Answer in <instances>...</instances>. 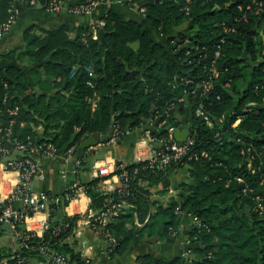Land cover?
<instances>
[{"label": "trees", "instance_id": "obj_1", "mask_svg": "<svg viewBox=\"0 0 264 264\" xmlns=\"http://www.w3.org/2000/svg\"><path fill=\"white\" fill-rule=\"evenodd\" d=\"M14 1L0 0V24ZM144 3L147 18L159 31L167 32L184 21L187 30L162 43L141 21L125 18L113 8L102 24L63 22L52 29L41 28L43 35L36 32V24L28 26L24 53L35 61L30 67L20 62L0 67V121L11 117L8 106L18 104L14 133L43 136L58 146L77 129L73 143L93 131L105 133L112 122L120 136L128 127L140 125L165 136L169 125L187 124L192 150L200 156L175 162L166 170L131 167L129 198L143 220L148 190L141 182L159 179L189 163V178L159 208L165 217L157 218L154 212L143 228L151 234H168L178 205L198 214L203 224L191 230L194 256L164 259L145 254L143 258L147 264H264V208L256 207L254 198L258 194L264 204V0ZM87 64L93 65L94 74ZM35 73L50 79L52 84L44 86L47 92L36 87L42 79L34 81ZM205 81L211 86L204 91ZM198 106L211 115L212 125L197 112ZM99 179L87 186L93 198L100 193ZM108 196L117 200L121 193L115 190ZM58 206L51 204L52 215ZM77 217L64 223L52 219L55 224L41 235L34 233L32 242L49 241L75 263L92 264L81 250L64 242ZM107 228L115 237L108 255L123 253L135 237L134 211H122ZM20 255L0 247V258H7L4 264H18ZM26 256L28 263L33 257L45 260L36 251Z\"/></svg>", "mask_w": 264, "mask_h": 264}, {"label": "crops", "instance_id": "obj_2", "mask_svg": "<svg viewBox=\"0 0 264 264\" xmlns=\"http://www.w3.org/2000/svg\"><path fill=\"white\" fill-rule=\"evenodd\" d=\"M146 1L153 0H137L129 4H124L120 0H100L88 15L73 14L67 11L66 8L57 12L50 11L46 8V3L42 2L41 6L39 0L36 4L19 2L17 19L8 31L0 35V67L14 62H20L22 65L30 67L31 62L35 61L33 56L24 53L27 48L24 31L28 26L36 24V32L43 35L45 31H41V28L52 29L63 22L74 25L82 23L101 24L103 16L109 8L115 9L125 18L141 21L148 28L151 36L162 43H165L170 35L187 30L188 21H184L173 25L167 32L159 31L147 18L144 5ZM38 79H42V85L36 84L39 90L45 89L44 86L48 83L52 84L44 73L33 75L34 81H38ZM45 92H47L46 89ZM94 100L96 102L97 98ZM152 125L156 128L155 123ZM111 126L113 129H111ZM146 130V125L128 127L126 132L120 136L118 126L115 122H112L105 133L98 131L101 135L98 143L87 148L81 146L82 141L92 132L81 140L72 143L75 146L72 156L68 152L72 144L64 149L63 144L58 146L56 143L58 150L54 154L37 153L36 157H38L41 164V172L33 178V187L36 190L58 194L64 192L71 184L77 183L74 191L75 195L71 200L60 204L54 215L51 212V204L48 203L42 209L29 214L16 225L11 222L0 223V247L13 251L18 246L19 237L22 233L33 230L38 234H42L45 222L52 219L61 222L78 215L72 231L65 236L64 242H69L76 249L81 250L82 253H90L92 264H147V261L143 258L145 254L164 259L180 255L186 257L184 252H187L188 248L193 246V242L190 240L193 224L186 212L181 211L178 213L174 226L164 236H160L159 231L152 234L148 233V230L143 227L154 212H157V218L165 217L162 212H159V208L160 206L165 207L169 197L179 192L180 182L189 178V163H186L187 166L175 167L169 174L159 179L146 178L141 182L148 190V196L144 199L142 205L145 210V217L143 220L140 219V212L138 213L136 204L134 207L128 206L122 210H133L136 223L135 237L123 253H115L109 256L106 238L102 234H98L92 222L89 221L94 218L93 215L100 214L102 209L106 207L107 202L112 199L111 196H108V193L117 190L122 183L120 175L115 171L113 164L121 163L124 166H129L132 163L135 144L146 137ZM75 131H78V129ZM75 158H78L80 162L76 163ZM105 165L111 169V172L100 175L98 168ZM16 174L15 171H0V181H3L5 185H10L13 183ZM96 178H100L96 187L100 193L93 198L88 193L87 186ZM13 205L23 208L26 205L25 194H16ZM116 218L117 216L114 219L109 218V221L112 222ZM152 227H149L150 230ZM192 253L190 254L192 255ZM29 264L45 263L37 257H33Z\"/></svg>", "mask_w": 264, "mask_h": 264}, {"label": "built area", "instance_id": "obj_3", "mask_svg": "<svg viewBox=\"0 0 264 264\" xmlns=\"http://www.w3.org/2000/svg\"><path fill=\"white\" fill-rule=\"evenodd\" d=\"M100 0H84L69 3L68 0H48L46 8L51 11H59L65 5L67 11L75 14H88L93 11L95 6ZM19 2H30L36 4L37 0H15L10 8L9 14L6 20L0 24V35L8 31L12 24L17 19L18 4ZM64 7V8H65ZM97 31L95 28L94 32ZM77 65H74L76 68ZM87 70L90 74H94L93 65L87 64ZM7 85V83H6ZM211 86L210 81L203 83L204 91ZM9 94H5V99ZM7 110L11 114V117L7 121H0V171H15L17 172L12 184L5 185L3 181H0V223L11 222L16 225L23 221L29 214L42 209L45 204H57L60 205L64 202L71 200L75 195V187L77 183L71 184L62 193L51 194L45 190H36L33 187V178L41 172V164L36 157L37 153L50 155L54 154L58 150V146L55 141L44 138L43 136H34L33 134H27L26 136H20L14 133V124L16 122V115L19 113L20 106L14 104L8 106ZM197 112L201 114L209 124H213L212 117L207 113L202 106H198ZM237 121L235 122V124ZM180 126L169 125L168 133L164 136H158L153 134L151 128H147V135L142 141H138L134 147L133 161L129 166L123 164H113L115 171H117L121 178V185L117 188L121 193L119 199H111L107 202L105 208L102 209L100 214L93 215L89 221L92 222L94 229L98 234H102L107 241V253L110 246L115 241L113 233L108 230L107 224L110 222L109 218L114 219L121 211L130 206L135 205L134 201L129 198L131 194V180L129 170L131 167L137 171L139 167L145 166L152 169H164L166 170L170 165L179 161H189L193 158H198L200 153L192 150L193 139L189 135L183 142H180L176 135L175 130ZM37 129H42V124L37 125ZM75 151V146L72 144L68 152L72 156ZM201 154L207 155V151L202 150ZM76 163L80 160L75 158ZM133 165V166H131ZM100 175H105L111 172V169L105 165L98 168ZM242 179V177H239ZM1 180V179H0ZM23 193L26 197V205L23 208H18L13 205V200L16 194ZM256 207L263 209L264 204L261 197L257 194L255 197ZM178 213L181 211L186 212L193 226H200L203 224L202 219L196 213L192 211L181 209L177 206ZM262 211V210H261ZM110 219V220H111ZM65 221H61L64 223ZM55 224L52 220L44 223V230ZM65 224H69L68 222ZM36 233L33 230H29L22 233L19 237V244L16 247V252H21L18 259V264H29L27 262L26 253L28 251H36L42 254L45 258V264H77L66 253L57 250L49 241L32 242L31 236ZM41 235V234H40ZM193 240V237L190 239ZM26 251V253L24 252ZM192 251L191 247L188 248L185 255ZM83 258L87 262L92 261L90 253H84ZM7 263V258H0V264ZM92 263V262H91Z\"/></svg>", "mask_w": 264, "mask_h": 264}, {"label": "water", "instance_id": "obj_4", "mask_svg": "<svg viewBox=\"0 0 264 264\" xmlns=\"http://www.w3.org/2000/svg\"><path fill=\"white\" fill-rule=\"evenodd\" d=\"M40 2V5L42 6V1L39 0ZM110 49L112 51L113 48L110 47ZM111 129H113V127L111 126ZM190 133V128L188 127L187 124H182L181 127L177 128L175 130V135L177 137V139L180 141V142H183V140H185L187 138V136L189 135ZM77 134H78V131H74L71 135V137L66 140L63 144V148L64 149H67L68 146H70V144H72L75 140H76V137H77ZM101 138V135L98 131L96 132H92L89 136H87L81 143V146L83 148H87L93 144H96L98 143L99 139ZM188 262H191V260H188Z\"/></svg>", "mask_w": 264, "mask_h": 264}, {"label": "rangeland", "instance_id": "obj_5", "mask_svg": "<svg viewBox=\"0 0 264 264\" xmlns=\"http://www.w3.org/2000/svg\"><path fill=\"white\" fill-rule=\"evenodd\" d=\"M68 2H69V3H71V2H76V0H68ZM68 2H66V5H67ZM66 5H65V6H66ZM65 6H64V7H65ZM64 7H63V8H64ZM63 8H62L61 10H63ZM65 8H66V7H65ZM48 10H49V9H48ZM61 10H59V11H61ZM93 10H94V9H93ZM50 11H51V10H50ZM56 12H57V11H56ZM90 13H91V12H90ZM90 13H88V14H90ZM73 14H75V13H73ZM88 14H83V15H88ZM79 15H80V14H79ZM102 23H103V22H102ZM102 23H101V24H102ZM93 36H94V37H97V36H98L97 31H95V32L93 31ZM92 100H93L94 104H96L97 101L95 102L94 99H92ZM190 247H191V246H190ZM191 252H193V250H192ZM191 252H190V253H191ZM190 253L187 254V255H185V256L188 257L189 259L192 258V257L194 256V253H192V255H191Z\"/></svg>", "mask_w": 264, "mask_h": 264}]
</instances>
